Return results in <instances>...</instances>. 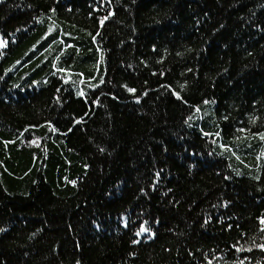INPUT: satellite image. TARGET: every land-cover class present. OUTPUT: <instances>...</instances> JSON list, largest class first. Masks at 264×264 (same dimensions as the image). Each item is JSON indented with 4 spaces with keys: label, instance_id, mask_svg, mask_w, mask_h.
<instances>
[{
    "label": "trees",
    "instance_id": "16d2710c",
    "mask_svg": "<svg viewBox=\"0 0 264 264\" xmlns=\"http://www.w3.org/2000/svg\"><path fill=\"white\" fill-rule=\"evenodd\" d=\"M0 40V264H264V0H0Z\"/></svg>",
    "mask_w": 264,
    "mask_h": 264
},
{
    "label": "snow or ice",
    "instance_id": "6c2138e0",
    "mask_svg": "<svg viewBox=\"0 0 264 264\" xmlns=\"http://www.w3.org/2000/svg\"><path fill=\"white\" fill-rule=\"evenodd\" d=\"M6 43H7L6 41L0 40V48L5 47ZM130 91H134V90H130ZM262 223H264V221H262ZM145 231H148V229L142 227L141 232H145ZM137 234L139 235L140 233H137Z\"/></svg>",
    "mask_w": 264,
    "mask_h": 264
}]
</instances>
